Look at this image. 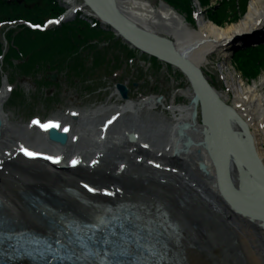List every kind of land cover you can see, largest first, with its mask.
<instances>
[{
    "label": "bare ground",
    "instance_id": "1",
    "mask_svg": "<svg viewBox=\"0 0 264 264\" xmlns=\"http://www.w3.org/2000/svg\"><path fill=\"white\" fill-rule=\"evenodd\" d=\"M114 2L129 25L141 33L169 40L203 75L202 67L209 56L206 53L214 49L213 45L263 36L264 0H251L237 23L223 27L200 20L195 32L163 3L151 7L141 0ZM102 3L107 6L110 0ZM231 49L227 55L234 51ZM239 84L244 87L242 80ZM7 87L5 81L0 87V224L4 227L52 235L57 231L52 216L97 223L112 202L156 205L177 226L171 248L180 250L179 264H264V219L247 215L244 205L246 200L264 207V177L261 169H255L256 160L264 169V155L258 148L259 141L264 143V95L256 82L244 89H232L233 105L228 104V95L218 93L228 109L227 121L233 134L230 143L223 127L218 132L223 143L218 147L211 130L212 111L208 114L202 105L203 119L200 118V103L195 101L199 95L191 83L190 90L178 91L188 104L163 107L172 115L169 123L159 116L157 123L147 126V119H141L143 111L151 116L156 110L158 104L153 97L82 111L78 114L81 122L73 130L67 117L74 114L72 111L50 119L60 124L57 129H69L68 143L62 147L49 142L42 128L34 134L30 126L9 121L3 111L10 94ZM109 120L112 123H107ZM147 129L156 133L155 138L163 135L164 143L158 147L149 144V138L144 137ZM130 134L136 136L135 142H128L126 136ZM182 138L190 140L188 148L182 146ZM21 144L61 159L54 163L42 157L29 158L19 151ZM211 153H223L225 157L219 180ZM74 159L79 161L75 165ZM85 184L97 191H88ZM182 196L192 202L190 208L199 222L206 218L204 228H193L192 216L186 211L190 209L184 210L176 203ZM228 197L232 202L226 200ZM86 209L91 216H87ZM39 214L52 217L53 224L39 221ZM220 229L234 232L237 242L222 241Z\"/></svg>",
    "mask_w": 264,
    "mask_h": 264
},
{
    "label": "rangeland",
    "instance_id": "2",
    "mask_svg": "<svg viewBox=\"0 0 264 264\" xmlns=\"http://www.w3.org/2000/svg\"><path fill=\"white\" fill-rule=\"evenodd\" d=\"M71 1L75 5H80L82 3V0ZM248 1L249 5L251 0ZM144 2L151 7H159L161 3L160 0H145ZM209 2L210 4H216L215 0H210ZM192 6L194 10V21L192 24L186 20L185 15L179 14L176 10L174 11L183 19L185 26H188V28L194 32L198 30V22L200 20L208 22L210 15H212L211 12L213 11L209 9L212 5L208 6L207 9L204 7L199 8V3L194 2ZM225 9H227V7L223 6L220 12H223ZM85 11L89 12L87 8H85ZM244 14L229 18L226 22H221L220 25L226 27L228 25L230 26L232 23H237ZM77 20L78 18L75 17L74 20L67 21L66 23L67 25H72L75 24ZM101 28L105 29L103 26ZM101 28L97 27V29L100 30L99 32H102ZM50 29L53 30V28ZM106 34V39H102L101 36H98L99 38L97 41L99 42L92 47V49L102 54L98 60L92 62L94 65L90 63L92 54L90 49L83 51L77 50L75 53V55L79 54L77 58V67H75L76 63L73 61L67 63L68 68L62 57L57 61L56 58H54L53 63L50 62L47 56L48 52L43 50L37 56L39 63L36 68H38V70L35 72L30 71L27 74V76L30 77L22 76V67L29 66L26 60L19 61L18 59H10L6 64H0V85L2 81H5L4 77L9 78V82L13 83L11 85L12 92L3 106V111L8 115L9 121H11V123H18L21 126H30L35 134L38 125L33 124V120H39V122H41L55 117H64L68 111H72L74 113L72 115L77 119H72L71 114H68L67 117L70 119L72 124L70 127L71 130H73L76 129L75 124L81 122V118L78 116L80 112H89L90 109L95 110L104 106L117 107L120 105L122 101L118 95H116L114 87L115 83H123L127 85L128 95L133 102L143 100L146 97L162 96L160 105L156 107L154 112H151V116L146 115L143 110V112L140 113L142 116L141 119H147V126L157 123L159 116L163 117L166 123H169L172 115L170 111L163 109V107L172 104L176 106L185 103L188 104V99L180 95L178 91L180 89L190 90L189 82L179 70H175L167 64H162L155 59L153 60L144 54H140L138 51L126 45L122 40H119L114 33H107L106 31ZM3 37L4 35L1 31L0 49L7 47ZM234 44L231 45L235 46L234 48H238V46L241 47L244 44V41L242 40L239 43L235 42ZM104 56H106V59H104ZM115 61L118 62L121 68L119 70H114L113 74H110L109 72L113 68L111 66L116 65L114 64ZM63 66L68 70H65ZM222 67L227 68L229 72L233 69V86L232 84L228 86V80L224 79L227 78V75H225L227 72L222 73ZM202 69L207 79L211 81L215 91L221 95L224 93L229 96V105H233L232 89H244V87L246 88L255 82L259 85L258 89H260L261 94L264 95V70L259 72L251 81H247L250 83H247L243 79L242 82L244 87H242L239 84L241 81L239 78L241 74L239 75L238 68H236L233 58L232 60H228L222 49L211 52ZM55 71L59 75L56 82H50L44 79L46 73ZM146 125L144 128H147ZM146 132L144 137H148L149 144L154 147L162 145L166 139L163 135H159L155 138L156 133L151 129H147ZM257 134L259 135V133H256V135ZM84 142H87V140L85 139ZM259 142V151L263 152L264 155V143L262 141ZM176 203L184 210L186 208L190 209V211L187 209L186 211L192 216L190 220L193 221L194 229L204 228L206 226L204 224V222L207 223L206 218L203 217L199 222L196 219L195 212L193 211L194 213H192V209L190 208L192 202L188 198L182 196L180 201ZM86 211L87 216L92 215L88 209H86ZM219 235L225 243L233 244L237 242L236 234L234 232L232 233L229 229H220ZM258 241L261 243L259 237Z\"/></svg>",
    "mask_w": 264,
    "mask_h": 264
},
{
    "label": "trees",
    "instance_id": "3",
    "mask_svg": "<svg viewBox=\"0 0 264 264\" xmlns=\"http://www.w3.org/2000/svg\"><path fill=\"white\" fill-rule=\"evenodd\" d=\"M163 1L179 14L185 15L189 23H193L190 0ZM198 1L203 7L209 5V0ZM228 1L226 0V2ZM210 10L213 11V9ZM220 10H218V13L211 12L212 15H210V19L217 24L222 22L223 17L221 18V14H225L220 13ZM60 12L61 10L53 0H42L39 5L29 3L28 1L0 0V23L24 20L35 24H42L44 19L53 18ZM99 31L98 29L89 28L87 24L83 25L80 21L72 25L64 24L60 28H53V30L42 32L29 30L25 27L20 28L17 32H9L8 42L10 47L5 56L4 63L6 64L10 59H18L19 61L26 60L29 66L22 67L21 70L22 75L27 76L30 71L35 72L38 70L36 68L39 63L37 56L43 50H46L50 62L53 63L54 58L57 61L62 57L65 60L67 68V63L73 61H75V67H77V58L79 57V54L75 55L77 50L83 51L90 49L93 61L102 56L101 52L92 49L99 42L97 41L98 36L106 39V34ZM93 41L96 42L94 45L91 43ZM232 57L236 68H238L245 78L254 79L261 69L264 68V47L262 46L237 50L233 53ZM104 59H106V56H104ZM67 68L64 67L65 70Z\"/></svg>",
    "mask_w": 264,
    "mask_h": 264
},
{
    "label": "water",
    "instance_id": "4",
    "mask_svg": "<svg viewBox=\"0 0 264 264\" xmlns=\"http://www.w3.org/2000/svg\"><path fill=\"white\" fill-rule=\"evenodd\" d=\"M83 2L88 8L92 10L95 16L98 17V19H100L103 24L109 25V29L114 32L117 37L121 38V40L128 43L133 48L139 50L141 53H146L148 56H151L153 58L155 57L157 60L163 63H167L174 69L179 70L187 79V81H190L194 90L196 91V93H198L197 95H199L198 98L195 99V101L197 103H200V112L202 113V118V105L205 107V110L208 114L210 111H212V115H210V122L212 124L211 130L215 146L218 147L223 143L220 140V135L218 137V132H220L223 127L226 128L227 134H229L227 139L230 141V143L233 142V134L231 131V127L227 121L228 109L223 104V102H220L218 94L209 85L201 70L198 69L196 65L192 64L188 57L186 58L185 56L180 54L177 49L175 50V48L172 47L170 41L166 38L150 36L143 32L141 33L136 28H133L131 25H129L126 20L118 13L114 0H110L109 5L107 6L102 3V0H83ZM45 76L46 79H49L52 82H55L57 78L56 73L47 74ZM116 88L122 99H127L126 88L123 85H117ZM220 115H222V119H220ZM1 126L2 122L0 121V129ZM185 126L186 125H184V127ZM179 133H181V130H179L178 134ZM47 138L50 142L60 144L62 146L67 143V135L54 129H50L48 131ZM128 139L130 140V142H133L135 140L132 135H129ZM182 145L188 148V146L191 145V142L188 139L182 138ZM219 154L220 155L211 153V161L212 165L215 168L217 179L220 174V169L223 167L225 168L224 154ZM242 162V164L250 167L248 163H245L244 161ZM256 162L258 167L255 166V169L257 171L261 169L263 173L262 175L264 177L263 167L259 164V160H256ZM233 198L236 199L235 196H233ZM226 200L232 202L230 197H228ZM244 205L245 209L248 211V213L246 212L247 215L256 217L259 220L264 219L263 206L257 207L256 204L254 205V203L250 201L248 202L246 200L244 201Z\"/></svg>",
    "mask_w": 264,
    "mask_h": 264
},
{
    "label": "snow or ice",
    "instance_id": "5",
    "mask_svg": "<svg viewBox=\"0 0 264 264\" xmlns=\"http://www.w3.org/2000/svg\"><path fill=\"white\" fill-rule=\"evenodd\" d=\"M49 23H59V21H49ZM33 27L40 26L34 25ZM114 119H116L115 116L112 120ZM112 120H109L107 123H112ZM32 123L39 125L44 130L60 127V124L54 121L41 123L38 120H33ZM63 130L67 132L69 129L65 127ZM144 146L147 147V145ZM19 151L29 158L42 157L54 163H59L61 159L59 156L31 151L22 144L19 146ZM78 162V160L74 159L72 164L75 165ZM155 166L160 167L158 164ZM84 187L90 192L97 191V189L87 184ZM104 191L106 195H111L107 190ZM93 228H102L103 232L101 234L92 232L91 235L83 236L72 235L66 237L63 241L57 238L52 242L33 237H25V250H27V246L40 245L44 251L56 256L66 249L72 250L74 245H80L82 254L87 253L99 257H103L109 251L113 252V255L131 254L134 251L139 253L141 250L145 252L151 251L153 254H156L155 246L151 243L154 235L153 222L150 218H146L138 212L129 211L121 215L113 216L111 219L101 216L98 218L97 223L88 226L89 231ZM17 243L19 244L20 241L18 240ZM101 264H104L103 260Z\"/></svg>",
    "mask_w": 264,
    "mask_h": 264
}]
</instances>
